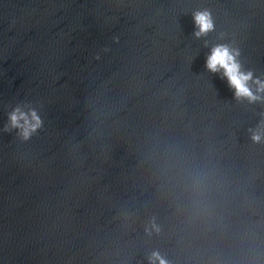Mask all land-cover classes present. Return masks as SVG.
Listing matches in <instances>:
<instances>
[{"label": "water", "instance_id": "95a60500", "mask_svg": "<svg viewBox=\"0 0 264 264\" xmlns=\"http://www.w3.org/2000/svg\"><path fill=\"white\" fill-rule=\"evenodd\" d=\"M257 80L264 0H0V264H264Z\"/></svg>", "mask_w": 264, "mask_h": 264}, {"label": "clouds", "instance_id": "9594fccd", "mask_svg": "<svg viewBox=\"0 0 264 264\" xmlns=\"http://www.w3.org/2000/svg\"><path fill=\"white\" fill-rule=\"evenodd\" d=\"M195 22L199 27V32L196 33L197 37L206 35L213 30L214 25L210 13L198 12L195 14ZM239 52L229 49L227 46H218L213 49L211 56L207 60V68L209 71L216 73L221 69L227 77L230 86L235 89V96L237 99L246 98L250 102H255L260 97L253 94L249 87V82L252 81V73L247 74L241 70V65L237 61ZM259 85L258 91L264 92V84L259 80L256 81ZM11 125L13 128H19L25 140L30 139L31 135L37 132L42 127V121L35 111L31 113V119L28 115L22 113L19 108L15 110L10 116ZM23 121V124L21 123ZM252 140L255 143H260L264 140L259 132H253ZM166 264V261L160 256L159 253H153L151 257V264Z\"/></svg>", "mask_w": 264, "mask_h": 264}]
</instances>
